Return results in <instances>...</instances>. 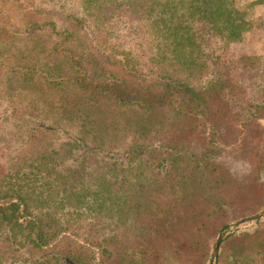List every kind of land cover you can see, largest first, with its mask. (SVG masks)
<instances>
[{
	"label": "trees",
	"instance_id": "trees-1",
	"mask_svg": "<svg viewBox=\"0 0 264 264\" xmlns=\"http://www.w3.org/2000/svg\"><path fill=\"white\" fill-rule=\"evenodd\" d=\"M234 0H0V264H213L264 209V57ZM216 264H264V218Z\"/></svg>",
	"mask_w": 264,
	"mask_h": 264
},
{
	"label": "rangeland",
	"instance_id": "rangeland-1",
	"mask_svg": "<svg viewBox=\"0 0 264 264\" xmlns=\"http://www.w3.org/2000/svg\"><path fill=\"white\" fill-rule=\"evenodd\" d=\"M234 1L236 2L238 12L232 20L253 19L259 24V28L249 32V34L245 32L230 34L225 42L220 43V51L226 55L230 65L236 64L239 57L245 53H257L264 57V30L261 29V23L264 18L260 14V12H264V0ZM9 113L5 104L0 107V138L2 140L3 138L8 139L14 135V119ZM2 161L3 157L0 155V163ZM255 222L257 220L243 222L237 228H245Z\"/></svg>",
	"mask_w": 264,
	"mask_h": 264
},
{
	"label": "water",
	"instance_id": "water-1",
	"mask_svg": "<svg viewBox=\"0 0 264 264\" xmlns=\"http://www.w3.org/2000/svg\"><path fill=\"white\" fill-rule=\"evenodd\" d=\"M262 218H264V209L258 212L257 214L245 217L243 219H239L237 221L231 222L227 224L226 226H224V228L218 233L213 249H212V252H211V259L213 260V264H216L219 247H220V244L223 238L231 229H233L234 227H238L239 224H242L243 222L252 221V220H260Z\"/></svg>",
	"mask_w": 264,
	"mask_h": 264
},
{
	"label": "crops",
	"instance_id": "crops-1",
	"mask_svg": "<svg viewBox=\"0 0 264 264\" xmlns=\"http://www.w3.org/2000/svg\"><path fill=\"white\" fill-rule=\"evenodd\" d=\"M262 13H263V14H262ZM260 14H261L262 17L264 18V12L262 11V12H260ZM262 17H261V19H263ZM249 18H250V17H249ZM261 29L264 30V19H263V21H262V23H261ZM250 32H251V31H250ZM245 33H248V34H249V32H245Z\"/></svg>",
	"mask_w": 264,
	"mask_h": 264
}]
</instances>
